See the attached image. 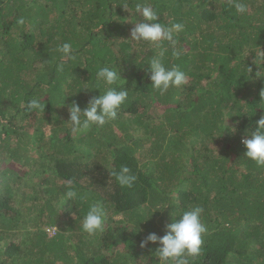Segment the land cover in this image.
<instances>
[{"label": "trees", "instance_id": "trees-1", "mask_svg": "<svg viewBox=\"0 0 264 264\" xmlns=\"http://www.w3.org/2000/svg\"><path fill=\"white\" fill-rule=\"evenodd\" d=\"M242 2L246 15L229 0H0V264H159V245L141 249V241L162 237L176 210L195 205L208 231L190 264H264V166L246 159L242 143L264 115V0ZM137 4L161 24L184 25L174 44L130 40L142 19ZM65 42L68 62L57 50ZM153 56L178 65L187 84L154 92ZM104 66L125 85L97 88ZM107 87L127 88L118 118L71 135L69 106L83 110ZM34 98L44 111L27 108ZM34 158L54 165L51 176L33 174L47 195L33 188L19 199L13 185L26 183ZM122 165L137 177L131 187L111 175ZM70 179L86 202L66 200ZM97 200L109 214L104 231L89 236L81 220Z\"/></svg>", "mask_w": 264, "mask_h": 264}, {"label": "clouds", "instance_id": "clouds-1", "mask_svg": "<svg viewBox=\"0 0 264 264\" xmlns=\"http://www.w3.org/2000/svg\"><path fill=\"white\" fill-rule=\"evenodd\" d=\"M229 3L239 15H246L249 12L248 5L242 0H229ZM123 8L129 11L126 4ZM135 11L140 14L142 19L135 23L131 32V41L162 47L164 42L174 44V37L184 29V25L181 23L173 22L170 25L159 23L158 13L150 6L137 4ZM20 23L22 24L24 21L21 20ZM57 50L62 53V62L74 59L70 43H63L58 46ZM161 55H163L162 52ZM173 56L178 59L180 53L173 52ZM260 56L264 58V52L260 51ZM147 64L149 65L151 88L154 92L164 95L171 88H180L187 84L188 76L178 65L166 67L155 56L150 58ZM261 65H264V59H261ZM63 67L64 63H61L60 70H63ZM251 71V68H247V72ZM96 79L97 88H99V82H103L106 86L118 85V82L123 85L126 83L121 78L120 71L109 66L101 67L96 73ZM261 96H264V90H262ZM127 99V88L123 87L118 90V87H107L103 94L92 98L83 110L78 104H71L68 108V124L71 125V135L87 136L94 128H103L107 123L116 120ZM27 108L44 111V103L40 98L30 99ZM256 123L257 130L242 140L246 149L244 156L257 166H264V115ZM111 175L115 177L121 187H131L137 179L126 165L120 166L119 171H114ZM64 195L66 200L71 202L73 199L87 201L86 195H82L77 190L75 182L71 179L65 182ZM204 211L205 209L199 205L192 206L188 210H176L174 216L177 218L167 225L165 234L162 237L156 233L148 234L146 239L141 241L140 248H146L149 243L158 244L156 256L159 259V264H190L189 258H196L201 254L204 244L203 237L208 231L203 221ZM108 214L109 210L103 201L97 200L91 203L81 220L82 231L89 236L103 232Z\"/></svg>", "mask_w": 264, "mask_h": 264}, {"label": "rangeland", "instance_id": "rangeland-1", "mask_svg": "<svg viewBox=\"0 0 264 264\" xmlns=\"http://www.w3.org/2000/svg\"><path fill=\"white\" fill-rule=\"evenodd\" d=\"M201 84L202 83H206V81H202L201 80V82H200ZM190 87V86H189ZM189 89V88H188ZM146 102H150V99L149 98H146ZM154 107H155V109L157 110V115H159V113L160 114H164V112H165V109H164V107L163 106H161V104H159V103H155V105H154ZM153 109V108H152ZM159 112V113H158ZM128 121H131V120H128ZM114 123V122H113ZM128 125H131V128L130 129H134V124H128ZM50 129H49V127H47L46 129H45V133L46 134H49L50 133V131H49ZM143 133V132H142ZM136 137L137 138H139V140H141V141H145V139H144V136H143V134H137L136 135ZM143 143H145V142H143ZM145 155V154H144ZM36 159L37 158H34V161H30V162H28V163H26L25 165H24V167H25V170L27 171V173H28V176H27V178H26V183L25 184H14L13 186V189L16 191V195L18 196V198L19 199H22V198H20V197H23V195L25 194H27V195H31V196H33L34 195V190H33V188H35V190H37L38 191V193H39V196L40 197H45V195H47L44 191H42L41 190V186L42 185H44V183H43V179L41 178L40 179V181H39V183L37 182L38 181V179H34V176H33V174H35V172H38V173H47L48 175H53L54 174V172H53V170H52V168L54 167V165L52 164V163H47V162H44V163H47L48 164V166H50V167H42L41 165H42V161H43V159H40L39 161H36ZM138 159H139V161L141 162V164H145L144 162H145V159H143L142 158V156H138ZM36 161V162H35ZM25 170H23V171H25ZM21 174L23 175V172H22V170H21ZM42 177V176H41ZM55 183H57V184H63V183H59V182H55ZM28 184V185H27ZM26 185V188L24 187ZM50 186V185H49ZM48 186V187H49ZM51 187V186H50ZM24 190H26V192L24 191ZM46 190H48V188L46 189ZM29 197V196H28ZM17 198V199H18ZM16 199V198H15ZM29 204H31L30 203V201H29ZM29 204H27V203H25V206H26V208H28V205ZM16 205V204H15ZM17 206V205H16ZM23 212L26 214V210L25 209H23ZM22 261H20V263H21Z\"/></svg>", "mask_w": 264, "mask_h": 264}]
</instances>
